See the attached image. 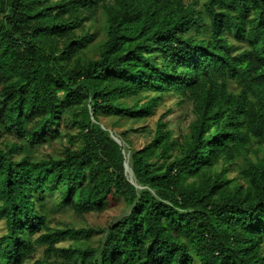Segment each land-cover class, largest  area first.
Instances as JSON below:
<instances>
[{"label": "trees", "instance_id": "16d2710c", "mask_svg": "<svg viewBox=\"0 0 264 264\" xmlns=\"http://www.w3.org/2000/svg\"><path fill=\"white\" fill-rule=\"evenodd\" d=\"M0 221V264H264V0H0Z\"/></svg>", "mask_w": 264, "mask_h": 264}, {"label": "rangeland", "instance_id": "374dc122", "mask_svg": "<svg viewBox=\"0 0 264 264\" xmlns=\"http://www.w3.org/2000/svg\"><path fill=\"white\" fill-rule=\"evenodd\" d=\"M175 100H171L168 102L164 107L161 109H158L156 115L149 119L145 123H140L137 127H143L144 125L146 128H149L150 130H153L154 124L157 120V118L162 114V112H165L167 108L174 106V112L168 117L170 127L177 131L178 133H181L185 131L189 125V123L194 119L192 108L190 106L187 107H178L175 106ZM150 134L146 133H138V134H131L130 138L133 143V147L135 149H141L145 143L150 141ZM122 144V143H121ZM124 147V154L126 156L127 165H129V158H130V150H127V146L125 144H122ZM58 144H54L51 146L52 148H57ZM49 149V148H47ZM130 167V166H129ZM131 169V167H130ZM132 172V169H131ZM131 174L127 173V177L130 179V181H134V175L132 172V179L130 178ZM235 176L234 173L231 174V177ZM128 212L127 209L124 207H119L110 211H107L104 214L101 215H88L86 220H74L75 224L79 225L80 227H93V228H105L116 222L118 219H120L123 215H125ZM5 232V223L3 221H0V236ZM98 237V236H97ZM96 237V238H97ZM64 246L68 245V242L66 241L63 243ZM43 247H38L37 252L34 255V260L42 257L43 255ZM33 260V261H34Z\"/></svg>", "mask_w": 264, "mask_h": 264}, {"label": "water", "instance_id": "95a60500", "mask_svg": "<svg viewBox=\"0 0 264 264\" xmlns=\"http://www.w3.org/2000/svg\"><path fill=\"white\" fill-rule=\"evenodd\" d=\"M114 139H115L119 144H121V143H120V140H119L118 138L114 137ZM125 172H126V174H127V163L125 164ZM131 182L134 184L133 181H131Z\"/></svg>", "mask_w": 264, "mask_h": 264}, {"label": "bare ground", "instance_id": "6f19581e", "mask_svg": "<svg viewBox=\"0 0 264 264\" xmlns=\"http://www.w3.org/2000/svg\"><path fill=\"white\" fill-rule=\"evenodd\" d=\"M127 173H128V174H131V175H130V178L132 179L131 176H133V175H132V172H131V169H130L129 165H127Z\"/></svg>", "mask_w": 264, "mask_h": 264}, {"label": "clouds", "instance_id": "9594fccd", "mask_svg": "<svg viewBox=\"0 0 264 264\" xmlns=\"http://www.w3.org/2000/svg\"><path fill=\"white\" fill-rule=\"evenodd\" d=\"M127 163V162H126Z\"/></svg>", "mask_w": 264, "mask_h": 264}]
</instances>
